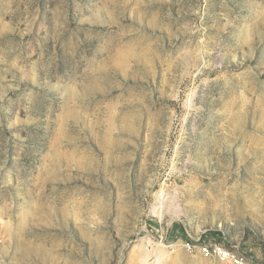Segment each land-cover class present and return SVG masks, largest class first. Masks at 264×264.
Instances as JSON below:
<instances>
[{"label":"rangeland","instance_id":"374dc122","mask_svg":"<svg viewBox=\"0 0 264 264\" xmlns=\"http://www.w3.org/2000/svg\"><path fill=\"white\" fill-rule=\"evenodd\" d=\"M189 235L264 263V0H0V264Z\"/></svg>","mask_w":264,"mask_h":264},{"label":"built area","instance_id":"2783aa9c","mask_svg":"<svg viewBox=\"0 0 264 264\" xmlns=\"http://www.w3.org/2000/svg\"><path fill=\"white\" fill-rule=\"evenodd\" d=\"M160 240L159 244L165 248L175 249L177 252L183 251L192 256H201L220 264H264L240 251L236 246L220 240L208 239L202 235H189L186 240L172 244L164 237Z\"/></svg>","mask_w":264,"mask_h":264},{"label":"bare ground","instance_id":"6f19581e","mask_svg":"<svg viewBox=\"0 0 264 264\" xmlns=\"http://www.w3.org/2000/svg\"><path fill=\"white\" fill-rule=\"evenodd\" d=\"M156 247L157 248H159V249H157L156 251H157V253L159 254L158 256H159V258L161 259L163 256H165V254H166V252H165V248L162 246V245H160V244H157L156 245ZM144 248V247H143ZM157 255V254H156ZM176 261H181V257H179V256H177L176 257ZM159 262V261H158Z\"/></svg>","mask_w":264,"mask_h":264}]
</instances>
